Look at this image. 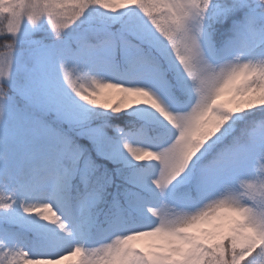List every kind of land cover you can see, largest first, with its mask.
<instances>
[{"label":"snow or ice","instance_id":"obj_1","mask_svg":"<svg viewBox=\"0 0 264 264\" xmlns=\"http://www.w3.org/2000/svg\"><path fill=\"white\" fill-rule=\"evenodd\" d=\"M264 264V0H0V264Z\"/></svg>","mask_w":264,"mask_h":264},{"label":"rangeland","instance_id":"obj_2","mask_svg":"<svg viewBox=\"0 0 264 264\" xmlns=\"http://www.w3.org/2000/svg\"><path fill=\"white\" fill-rule=\"evenodd\" d=\"M64 264H68V262H64Z\"/></svg>","mask_w":264,"mask_h":264}]
</instances>
